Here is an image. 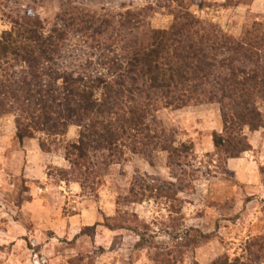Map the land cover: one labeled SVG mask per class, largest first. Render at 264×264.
<instances>
[{
	"label": "trees",
	"instance_id": "trees-1",
	"mask_svg": "<svg viewBox=\"0 0 264 264\" xmlns=\"http://www.w3.org/2000/svg\"><path fill=\"white\" fill-rule=\"evenodd\" d=\"M175 2L178 12L168 30L147 28L139 13L109 16L69 7L52 31L25 16L0 38V116H15L19 142L37 135L56 140L71 127L79 129L77 140L64 147L69 170L58 171L62 181L73 177L84 192L95 193L111 165L130 155L152 162L156 152H166L168 165L186 180L182 169L191 166L194 148L158 121L163 110L218 105L223 127L214 133L215 149L226 160L252 151L246 129H264V22L234 37L197 19L193 3ZM72 35L83 39L90 54L77 56L69 68L62 61ZM42 148L50 151L44 142ZM159 182L136 175L118 206L164 199L171 214L181 215L177 196L184 189ZM130 229L141 239L138 248L147 247V234ZM196 234L176 235L182 243L159 250L154 263L186 264L178 260L182 251L207 238ZM245 248L244 258L224 255L212 264L264 262V235L248 240Z\"/></svg>",
	"mask_w": 264,
	"mask_h": 264
},
{
	"label": "rangeland",
	"instance_id": "rangeland-1",
	"mask_svg": "<svg viewBox=\"0 0 264 264\" xmlns=\"http://www.w3.org/2000/svg\"><path fill=\"white\" fill-rule=\"evenodd\" d=\"M187 1L194 4L197 19L234 37L264 22V0ZM69 7L109 16L139 13L153 30L170 29L178 12L175 0H0V38L12 21L25 16L52 31ZM70 38L62 62L72 68L74 59L87 58L90 50L80 37ZM157 118L177 132L180 143L193 145L191 166L182 169L189 174L186 180L168 165L166 152L154 153L152 162L130 155L103 171L95 193H86L73 177L62 181L59 175L69 170L64 147L77 140V127L63 138L37 135L21 143L15 116H0V264H155L159 250L182 243L176 235L188 233L193 239L197 232L207 238L183 250L178 260L212 264L224 255L244 258L248 240L264 235V129H246L253 149L230 164L232 159L214 147V133L223 127L218 105L163 110ZM136 175L182 186L177 196L181 215L171 214L164 199L119 207ZM107 223L122 227L111 230ZM135 227L147 234V247L138 248L141 239L130 229Z\"/></svg>",
	"mask_w": 264,
	"mask_h": 264
},
{
	"label": "crops",
	"instance_id": "crops-1",
	"mask_svg": "<svg viewBox=\"0 0 264 264\" xmlns=\"http://www.w3.org/2000/svg\"><path fill=\"white\" fill-rule=\"evenodd\" d=\"M233 161H237V159H235V160H234V159H232V160L230 161V164H231Z\"/></svg>",
	"mask_w": 264,
	"mask_h": 264
}]
</instances>
